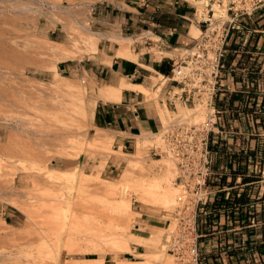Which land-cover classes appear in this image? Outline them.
I'll list each match as a JSON object with an SVG mask.
<instances>
[{"label": "rangeland", "instance_id": "rangeland-1", "mask_svg": "<svg viewBox=\"0 0 264 264\" xmlns=\"http://www.w3.org/2000/svg\"><path fill=\"white\" fill-rule=\"evenodd\" d=\"M188 1L195 5L201 31L195 29L193 36L195 42L201 40L198 48L177 53L171 62L196 65L197 73L207 67L208 74L211 68L199 58L201 52L211 57L231 22L227 14H238L240 2ZM244 1L249 6L250 0ZM83 2L0 0V264H100L103 256L114 264H173L163 243L175 226L172 218L167 229L158 232L162 239L158 237L155 249L135 260L118 259L139 226L138 210L169 217L188 204L191 195L174 182L177 170L169 154L149 153L150 145L163 148L160 135L137 139L135 151L123 155L111 149V139L101 131L88 130L92 88L84 76L56 70L60 61L94 51V14ZM126 44L131 46V41ZM261 74L258 91L264 97ZM221 79L217 73L216 83L221 85ZM101 88L95 97L104 99ZM209 112L195 104L160 118L162 126L171 120L199 124ZM227 128L231 136L224 137L230 145L226 151L256 146L258 159L264 151V122L256 127L241 119L229 121ZM111 154L122 159L114 173L106 174L102 170ZM222 173L227 174L228 167ZM245 173L251 183L240 185L237 179L232 190L239 193L245 187L252 201L254 188L264 193V165L248 163ZM261 203L264 207V200ZM2 208L19 214L18 224L9 225Z\"/></svg>", "mask_w": 264, "mask_h": 264}, {"label": "crops", "instance_id": "crops-1", "mask_svg": "<svg viewBox=\"0 0 264 264\" xmlns=\"http://www.w3.org/2000/svg\"><path fill=\"white\" fill-rule=\"evenodd\" d=\"M83 1L94 14V51L84 53L80 58L60 61L56 70L85 77L87 86L92 88L93 99L88 113V130L92 134L101 131L109 137L113 151L132 154L137 147V139L160 133L163 127L160 115L163 118L166 113L173 116L179 108L188 106L174 96L176 85L169 81L168 74L172 56L195 44L197 37L193 32L195 29L200 31L195 20L196 8L188 0ZM227 15L231 20L227 27L231 30L226 38V51L234 57L222 72L220 86L229 92L251 69H258V73L264 70V8L241 17L236 13ZM128 41H131V46L126 44ZM150 48L160 56L156 58ZM257 82L261 85L260 79ZM242 84L245 86L244 82ZM121 85L123 88L115 101L95 97L100 87ZM137 86L145 89L146 93L135 89ZM149 93L154 96L148 97ZM223 94L220 93L219 97ZM214 134V139L231 136L228 129L217 127ZM221 157L218 152L211 151L206 201L196 212L199 264H264V250L261 248L264 245V226H261L264 207L259 199L260 192L255 193L254 188L250 195L253 200L244 208L214 207L213 203L220 195L227 198L235 192L230 191L234 186L219 188L213 183L227 167ZM121 159L115 154L109 155L102 172L114 173ZM229 179L227 176L226 182ZM237 179L239 177L234 182ZM174 182L180 183L177 178ZM1 213L9 220V225L18 224L19 214L14 210L2 208ZM137 213L139 226H135L131 233L133 239L128 240V249L120 251L118 259L135 260L141 253L155 249L158 237L162 239L158 232L166 230L172 218V215L166 217L144 209ZM250 213L253 215L249 218L247 215ZM100 264L114 262L111 257L103 256Z\"/></svg>", "mask_w": 264, "mask_h": 264}, {"label": "built area", "instance_id": "built-area-1", "mask_svg": "<svg viewBox=\"0 0 264 264\" xmlns=\"http://www.w3.org/2000/svg\"><path fill=\"white\" fill-rule=\"evenodd\" d=\"M238 2H240V7L237 8L238 14L236 15L247 14L264 5V0H250L248 1L249 6H246L244 0H238ZM227 31L228 27L220 35L216 48L210 52L211 57L207 56L206 51L201 52V55H204L199 58L205 63L209 62L208 65L211 68L208 74H206L207 67L197 73L196 65L179 66L174 62H171L169 69L168 79L176 85L174 96L185 105H204L210 111L208 118L199 124H186L177 120L168 121L158 134L163 148L158 145L148 146V151L152 156H160L166 152L169 154L177 170L175 178L191 195L188 204L172 212L175 226L163 237V243L172 256L173 264H199L195 218L197 209L205 204V188L211 174L210 147L215 140L209 139V133H214L212 129L216 128V122L219 119L216 116L213 97L220 86L216 83V77L223 67L220 58ZM200 40L196 41L190 49L198 48ZM197 58L198 56H195L194 63H197ZM197 66L199 67L200 64Z\"/></svg>", "mask_w": 264, "mask_h": 264}, {"label": "trees", "instance_id": "trees-1", "mask_svg": "<svg viewBox=\"0 0 264 264\" xmlns=\"http://www.w3.org/2000/svg\"><path fill=\"white\" fill-rule=\"evenodd\" d=\"M264 8V5L256 9ZM255 9V10H256ZM241 16H246V14H242ZM231 28H228L226 38L230 32ZM226 38L222 48V56L220 58V62L222 63L223 67L219 70L220 73L224 72L234 54H231L226 51ZM247 59V58H246ZM239 61V60H238ZM238 61L235 63L237 65ZM264 74V70L261 71ZM258 73V69H251L250 72L246 73L244 78H240L239 84L235 86L234 90L226 92L223 90L221 86H219L213 97V104L216 110V116L219 119L216 122V127L218 129H228L229 121H240L243 120H251L254 125L261 126L264 122V110H263V101L264 97L261 92L258 91L257 82L259 79L262 85V74ZM242 82H244L245 86H243ZM258 84V85H257ZM224 93L222 97H219L220 93ZM229 131V130H228ZM214 133H209V139H214ZM215 143L212 144L210 147L211 151H216L219 155H222L223 161L227 164L228 173H221L218 176L217 181H214V184L219 185V188L222 186L230 187L233 186L234 180L239 177V184L246 185L244 183H249L252 181L250 179L249 174L245 173V169L248 163L251 165L258 164L259 167L264 165V151H260L258 159H256V152L258 148H244L241 151H226L227 145L224 139H218L216 137ZM250 157V159H249ZM215 167V166H214ZM211 168V165H210ZM226 176H229V181L226 182ZM257 181V180H256ZM208 183V180H207ZM233 192L234 190H230ZM232 197L228 196L227 198L220 197L213 203L214 207L218 208L220 206H238L239 208H244L251 203V200L248 198V194L246 193V188H241L239 195L236 196L235 193ZM260 201L264 200V193L260 195ZM253 200V199H252ZM252 213L248 214L247 216L250 218L252 217ZM264 226V224H261ZM264 250V245L261 246Z\"/></svg>", "mask_w": 264, "mask_h": 264}, {"label": "bare ground", "instance_id": "bare-ground-1", "mask_svg": "<svg viewBox=\"0 0 264 264\" xmlns=\"http://www.w3.org/2000/svg\"><path fill=\"white\" fill-rule=\"evenodd\" d=\"M124 87H126V86H124ZM121 88H123L122 85L118 86V87L104 86L100 89L99 92L101 93V95L103 96L104 99L115 101L118 99V94H119V91ZM135 89H138L139 91L141 90V92L146 93V90L140 86L135 87Z\"/></svg>", "mask_w": 264, "mask_h": 264}]
</instances>
